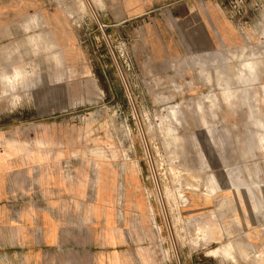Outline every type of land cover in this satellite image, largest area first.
Listing matches in <instances>:
<instances>
[{"label":"rangeland","instance_id":"1","mask_svg":"<svg viewBox=\"0 0 264 264\" xmlns=\"http://www.w3.org/2000/svg\"><path fill=\"white\" fill-rule=\"evenodd\" d=\"M1 1L0 70L39 86L0 151L138 228L139 264H264V0Z\"/></svg>","mask_w":264,"mask_h":264},{"label":"crops","instance_id":"2","mask_svg":"<svg viewBox=\"0 0 264 264\" xmlns=\"http://www.w3.org/2000/svg\"><path fill=\"white\" fill-rule=\"evenodd\" d=\"M42 25L34 14L16 28ZM41 36L56 49L49 35ZM247 71L252 77L251 66ZM76 183L65 171L0 151V264H139L138 228L124 234L107 204L92 206ZM9 204L19 207L16 219Z\"/></svg>","mask_w":264,"mask_h":264},{"label":"clouds","instance_id":"3","mask_svg":"<svg viewBox=\"0 0 264 264\" xmlns=\"http://www.w3.org/2000/svg\"><path fill=\"white\" fill-rule=\"evenodd\" d=\"M59 67V62L54 61ZM34 71L26 65H14L10 70H0V103L9 111H16L30 103L32 93L38 88L33 82Z\"/></svg>","mask_w":264,"mask_h":264},{"label":"bare ground","instance_id":"4","mask_svg":"<svg viewBox=\"0 0 264 264\" xmlns=\"http://www.w3.org/2000/svg\"><path fill=\"white\" fill-rule=\"evenodd\" d=\"M258 257V256H257ZM262 260V259H261Z\"/></svg>","mask_w":264,"mask_h":264}]
</instances>
